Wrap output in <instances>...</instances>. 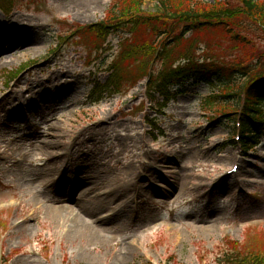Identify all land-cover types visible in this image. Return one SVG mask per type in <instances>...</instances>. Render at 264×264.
I'll return each instance as SVG.
<instances>
[{
    "label": "rangeland",
    "instance_id": "rangeland-1",
    "mask_svg": "<svg viewBox=\"0 0 264 264\" xmlns=\"http://www.w3.org/2000/svg\"><path fill=\"white\" fill-rule=\"evenodd\" d=\"M15 1L0 12V264H264V139L241 150L232 123L248 81L165 104L147 76L193 57L251 78L264 30L240 0H200L231 21L135 53L127 30L100 26L113 0ZM156 7L142 0L146 25ZM86 26L98 49L70 38ZM113 67L125 94L104 90Z\"/></svg>",
    "mask_w": 264,
    "mask_h": 264
},
{
    "label": "trees",
    "instance_id": "trees-1",
    "mask_svg": "<svg viewBox=\"0 0 264 264\" xmlns=\"http://www.w3.org/2000/svg\"><path fill=\"white\" fill-rule=\"evenodd\" d=\"M156 1L157 7L154 13L156 16L149 17L156 20L157 25H146V19L140 16L142 0H132L127 6L122 5L125 0H113L111 8L106 12V20L100 26L110 28L111 32L119 29L127 30L131 34L132 41L129 43L133 44L132 51L135 53L143 49L141 45L144 43L141 40L144 38H153L159 47L167 51L187 34L198 35L203 30L211 27H222L223 22L231 21L229 12L221 15L214 8L212 9L211 5L200 0ZM240 2L242 12L249 17H254L261 30H264V0H240ZM15 3V0H0V10L8 14L12 11ZM92 30L93 28L90 26L74 27L69 36L81 40L83 44L89 46V49L92 48V44L95 45L93 48L98 49L96 45L100 40L104 41V38L90 36ZM100 45L99 43L98 46ZM251 68V64H227L219 60L199 62L194 61L191 57V59L184 60L176 66L164 64L155 76L152 77L150 74L147 76L150 78L153 91L161 96L164 103L183 93L187 84H207L229 88L230 84L236 85L237 80L248 81L243 93L242 111L240 114L236 112L235 118L232 120V123L236 119L239 120L241 128L240 145L244 150H248L264 139V67L252 74L250 78ZM126 76L127 74L123 69L113 67V73L110 75L104 90H113L112 94H125L127 88L122 91L117 88V85L124 81ZM138 78L142 80L144 77ZM134 82L130 81L129 87L135 85ZM229 97L230 95H226L221 98L227 99ZM255 254L254 259L259 262L257 259L261 254L258 252ZM260 257L262 258L263 255Z\"/></svg>",
    "mask_w": 264,
    "mask_h": 264
},
{
    "label": "bare ground",
    "instance_id": "bare-ground-1",
    "mask_svg": "<svg viewBox=\"0 0 264 264\" xmlns=\"http://www.w3.org/2000/svg\"><path fill=\"white\" fill-rule=\"evenodd\" d=\"M0 52L2 53L1 55H3V57H4V53H6L4 48L0 47ZM10 55H11V53H10ZM67 208L70 209L68 206H65L64 207V211L65 212H62L61 209H57L58 211L56 209H54V212L57 211V213H55L56 217L58 216V218H60V216H63L64 214H66L67 210H65V209H67ZM62 210H63V207H62ZM89 212H90V210H87V209H83L82 210V213L84 215H86V216L89 215ZM56 217H54V218H56ZM77 219H78L77 217L72 218L71 219V224L72 225H76L78 223V220H79V219L78 220ZM79 222L81 223V220ZM82 223L85 225V222L82 221Z\"/></svg>",
    "mask_w": 264,
    "mask_h": 264
}]
</instances>
